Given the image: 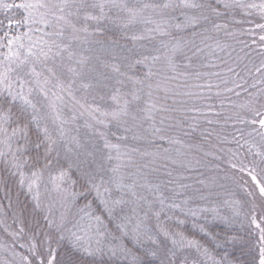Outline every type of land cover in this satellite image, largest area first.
<instances>
[{"label":"snow or ice","instance_id":"1","mask_svg":"<svg viewBox=\"0 0 264 264\" xmlns=\"http://www.w3.org/2000/svg\"><path fill=\"white\" fill-rule=\"evenodd\" d=\"M0 264H264V0H0Z\"/></svg>","mask_w":264,"mask_h":264}]
</instances>
